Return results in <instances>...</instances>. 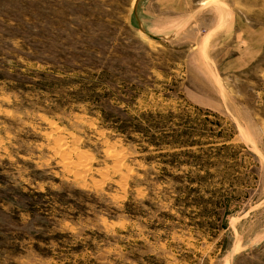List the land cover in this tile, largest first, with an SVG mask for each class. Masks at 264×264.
Instances as JSON below:
<instances>
[{"label":"rangeland","instance_id":"374dc122","mask_svg":"<svg viewBox=\"0 0 264 264\" xmlns=\"http://www.w3.org/2000/svg\"><path fill=\"white\" fill-rule=\"evenodd\" d=\"M0 0V264H264V0Z\"/></svg>","mask_w":264,"mask_h":264},{"label":"crops","instance_id":"0c3cea01","mask_svg":"<svg viewBox=\"0 0 264 264\" xmlns=\"http://www.w3.org/2000/svg\"><path fill=\"white\" fill-rule=\"evenodd\" d=\"M147 2H150L151 0H144ZM158 4V11L159 12H165L166 10L172 9V6L169 4V0H153Z\"/></svg>","mask_w":264,"mask_h":264}]
</instances>
